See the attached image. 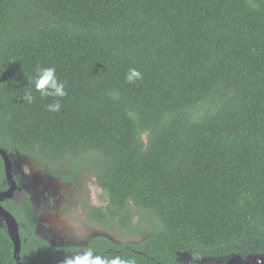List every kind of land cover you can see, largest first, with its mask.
<instances>
[{
    "label": "trees",
    "instance_id": "1",
    "mask_svg": "<svg viewBox=\"0 0 264 264\" xmlns=\"http://www.w3.org/2000/svg\"><path fill=\"white\" fill-rule=\"evenodd\" d=\"M38 67L67 95L41 97ZM0 149L65 185L93 174L105 205L88 218L144 237L53 246V200L24 192L3 202L21 245L0 226V264L264 256V0H0Z\"/></svg>",
    "mask_w": 264,
    "mask_h": 264
},
{
    "label": "rangeland",
    "instance_id": "2",
    "mask_svg": "<svg viewBox=\"0 0 264 264\" xmlns=\"http://www.w3.org/2000/svg\"><path fill=\"white\" fill-rule=\"evenodd\" d=\"M12 163L17 191L30 194L33 203H43L47 207L53 200L55 213L46 212L40 219L39 234L53 246L82 247L90 238L106 235L118 244L138 243L144 237L120 236L114 231L104 230L94 224L87 215L86 206L103 207L104 197L94 182L93 174H84L77 184L65 185L58 179L40 172L36 163L19 155H9ZM4 185L0 181V192ZM16 196V195H15ZM0 219V226L3 227ZM184 264H224V262L206 260L192 261L187 255L181 256ZM242 264H264V256H251L242 259Z\"/></svg>",
    "mask_w": 264,
    "mask_h": 264
},
{
    "label": "clouds",
    "instance_id": "3",
    "mask_svg": "<svg viewBox=\"0 0 264 264\" xmlns=\"http://www.w3.org/2000/svg\"><path fill=\"white\" fill-rule=\"evenodd\" d=\"M128 83H133L135 80L141 79V73L136 68H129L125 77ZM30 84L34 85L36 92L40 93L41 97H64L67 95L65 91V84L61 82L56 76V69L54 67L36 69V75ZM24 99L31 103L33 97L29 91ZM61 108L59 100L48 105V110L52 112H59ZM65 264H135L133 260H125L119 256L113 259H101L100 257L93 258L92 251L86 252L82 257H77L75 260L66 259Z\"/></svg>",
    "mask_w": 264,
    "mask_h": 264
},
{
    "label": "water",
    "instance_id": "4",
    "mask_svg": "<svg viewBox=\"0 0 264 264\" xmlns=\"http://www.w3.org/2000/svg\"><path fill=\"white\" fill-rule=\"evenodd\" d=\"M0 157L3 161L4 175L6 182L8 184L7 190L0 193V219L4 224L9 239L12 242L14 257H17L21 245V241L18 233V224L15 218L9 212L3 209V207L1 206V203L4 200L11 199L15 190L17 189V185L13 180L12 163L10 161V157L2 149H0ZM224 264H242V259L238 256L232 257L228 259Z\"/></svg>",
    "mask_w": 264,
    "mask_h": 264
},
{
    "label": "flooded vegetation",
    "instance_id": "5",
    "mask_svg": "<svg viewBox=\"0 0 264 264\" xmlns=\"http://www.w3.org/2000/svg\"><path fill=\"white\" fill-rule=\"evenodd\" d=\"M1 158V157H0ZM28 160V159H27ZM29 161H31V160H29ZM3 162V161H2ZM31 162H33V161H31ZM33 163H35V162H33ZM12 175H13V180L15 181V179H14V174H13V171H12ZM46 175V174H45ZM5 176V175H4ZM16 182V181H15ZM4 185H5V188L4 189H2V191L1 192H4V191H6L7 190V188H8V184H7V182H6V179H4ZM3 185V186H4ZM17 190V189H16ZM15 190V191H16ZM0 192V193H1ZM24 192L22 191V190H20V191H17L16 193L14 192V194H13V196L11 197V199H13V198H16V197H19L21 194H23ZM16 195V196H15ZM10 200V199H9ZM5 201V200H4ZM3 201V202H4ZM3 202L1 203V206L3 207ZM4 209V208H3ZM3 225V224H2ZM3 227H4V225H3Z\"/></svg>",
    "mask_w": 264,
    "mask_h": 264
}]
</instances>
